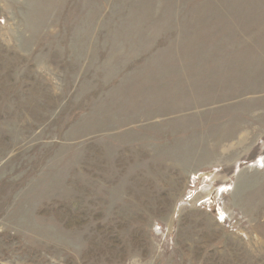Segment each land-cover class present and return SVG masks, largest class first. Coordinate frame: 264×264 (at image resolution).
I'll list each match as a JSON object with an SVG mask.
<instances>
[{
    "label": "rangeland",
    "instance_id": "rangeland-1",
    "mask_svg": "<svg viewBox=\"0 0 264 264\" xmlns=\"http://www.w3.org/2000/svg\"><path fill=\"white\" fill-rule=\"evenodd\" d=\"M0 264H264V0H0Z\"/></svg>",
    "mask_w": 264,
    "mask_h": 264
}]
</instances>
